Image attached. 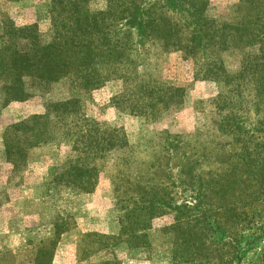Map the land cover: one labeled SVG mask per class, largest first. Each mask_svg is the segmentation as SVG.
I'll use <instances>...</instances> for the list:
<instances>
[{"label":"rangeland","instance_id":"1","mask_svg":"<svg viewBox=\"0 0 264 264\" xmlns=\"http://www.w3.org/2000/svg\"><path fill=\"white\" fill-rule=\"evenodd\" d=\"M69 1L90 13L120 10L126 2ZM57 2L0 0V46H21L10 28L27 25L41 45L53 42L61 26L53 14L63 8ZM250 7L246 0H206L203 17L220 22L221 29L213 34L207 22L199 34L184 9L156 5L143 42L131 29L134 45L124 56L113 55L110 76L95 56L84 66L81 53L69 56L70 64L51 79L36 64L0 74V264H32L34 252L36 264H47L55 248V264H83L86 249L99 242L119 252L107 248L108 259L95 264L229 259L226 233L239 226L220 208V197L229 193L232 178L237 189L247 188L242 181L255 169L254 143L264 141V78L262 83L255 73L262 59ZM73 8L68 4L65 11L75 16ZM68 20L64 29L71 31ZM109 20L111 30L124 32L118 19ZM13 85L27 97L5 102ZM66 101L68 109L57 116L56 104ZM40 115L52 121L45 123ZM228 115L241 128H221ZM33 116L35 124L28 123ZM108 129L124 136L126 144L98 160L90 191L69 184L59 174L65 161L76 157L74 142ZM200 194L210 209L204 224L196 216ZM217 221L220 228L214 229ZM83 223L93 231L84 241L75 230ZM247 232L239 237V264H255L264 249L263 236L246 245Z\"/></svg>","mask_w":264,"mask_h":264},{"label":"trees","instance_id":"2","mask_svg":"<svg viewBox=\"0 0 264 264\" xmlns=\"http://www.w3.org/2000/svg\"><path fill=\"white\" fill-rule=\"evenodd\" d=\"M124 7L120 10L108 9L104 12L90 13L87 7L83 6V10L77 5L76 1L70 2L69 0H59L58 5H62L63 8L53 14V20L60 23V31H56L53 42L45 45H41L38 42L35 29L31 25L23 27L10 28V33L13 42L22 40L24 43L21 46L16 43H9L7 45L0 46V74L7 73L8 70H15L21 68H27L33 65H37L38 71L41 74L47 75L49 79L53 78L54 74L58 70H61V66L70 64L67 58L73 54L81 53L83 56L84 66L91 64L92 57L95 56L98 60L104 62V68L107 76L113 74L115 66L113 61L115 60V53H121L123 56L132 49L134 41L131 40V29H136L140 42H143V38L148 33V28L156 19V5L170 8V10L184 9L190 17V23L198 27V33L206 29L207 22L210 23L213 34L220 32V22L212 20L207 21L203 17V10L206 4V0H142L140 4H137L135 0H124ZM251 6L253 12V22L251 26L256 29L254 40L260 45L261 59L255 69L257 75L261 74V81L263 83L264 78V0H246ZM70 4L75 10V16L70 15L65 11L66 6ZM55 8V6H54ZM156 9V10H155ZM73 25L71 31L64 29L67 26L65 19ZM115 17L119 20L121 27L125 28L124 32L119 34L115 30H111L112 20L110 18ZM12 24V23H11ZM7 24L5 28L12 26ZM55 24V23H54ZM63 26V29H62ZM70 27V26H69ZM121 28H119L120 31ZM63 30V32H62ZM122 30V29H121ZM8 31V30H7ZM125 37L124 42L121 38ZM105 51L101 54L100 50ZM93 58L92 60H94ZM86 61L90 62L86 64ZM217 70L218 66H213ZM220 71H223L220 69ZM215 72H213L214 74ZM7 97L5 102L9 100H23L26 93L21 86L13 85L7 89ZM70 101L63 103H57L56 115L59 116L58 110L68 109ZM36 116H33V120L27 121L28 123H34ZM38 117H45V123L51 122L49 116L40 115ZM224 122H220V127L227 129L228 127L241 128L238 121L234 116H226ZM14 127V126H13ZM17 126H15L16 128ZM7 155L11 156L12 151L8 146L9 138L5 137ZM88 140V141H87ZM10 144V143H9ZM126 144L125 137H121L117 134L115 129H108L103 133L89 134L86 139H78L74 142L73 150L76 152V157L67 159L60 169L62 177L67 176L69 184L81 188L84 192H88L93 188L96 172L98 171V160L105 157L113 148L121 147ZM81 145L83 148L81 149ZM254 153L256 155L255 169L251 173V176H245L243 184L247 185L246 189H237L235 187L236 181L232 178L227 183V187H230L229 193L226 192V197H220L223 199L224 212L232 219L233 224H237L239 228L233 232L226 233L225 239H227V245L229 249V259L218 261L215 264H239L240 261V239L243 231L249 232V238L251 241L246 242V245H251L252 241L264 237V141L254 143ZM248 152V151H246ZM242 184V185H243ZM226 187V188H227ZM225 193V191H224ZM228 193V194H227ZM262 197V198H261ZM197 220L201 219V224L206 222L207 212L210 209L204 207V201L202 195H197ZM187 206V203H184ZM260 205L262 208H260ZM167 206H172L168 203ZM176 206V205H174ZM183 206V207H185ZM237 206L242 207L240 211H237ZM204 207V208H203ZM141 210H144L143 208ZM188 219V218H187ZM179 221V218H177ZM209 223V219L207 221ZM215 223V222H214ZM219 221L216 222L214 229L220 228ZM212 225V224H210ZM210 225H204V228ZM213 229V227H212ZM237 231V232H236ZM247 232V233H248ZM260 262V263H259ZM255 264H264V249L257 256Z\"/></svg>","mask_w":264,"mask_h":264},{"label":"crops","instance_id":"3","mask_svg":"<svg viewBox=\"0 0 264 264\" xmlns=\"http://www.w3.org/2000/svg\"><path fill=\"white\" fill-rule=\"evenodd\" d=\"M85 224L83 223V229L81 227V225H77V227L75 228V230L79 231V236H83V241H84V236L85 234L89 233V232H93L92 230H88L85 226ZM111 226H113V221H111ZM52 234H53V237L52 239H54V236H55V226H53L52 228ZM107 234H117V232H114V231H110V232H107ZM52 236V235H51ZM51 238V237H50ZM90 242H94V239H91ZM52 243L54 244V241H52ZM100 243V242H99ZM97 243L94 244L92 250L91 249H86L87 252L85 253V256H83V264H95V263H99V262H102L106 259H108V257H106V252L107 248H111L110 250H114L115 252H119L117 248H115L114 246H110V247H104L102 246L101 244ZM59 246V244H57V247ZM42 250V249H40ZM37 253L38 252H34L32 253V256L33 257V260H32V264H36V261L35 259L37 258ZM57 254H58V248H55L54 251H51L50 254H49V258H50V261L47 262V264H55L56 262V259H57ZM114 255V252L112 253V255L110 256V258H112Z\"/></svg>","mask_w":264,"mask_h":264}]
</instances>
